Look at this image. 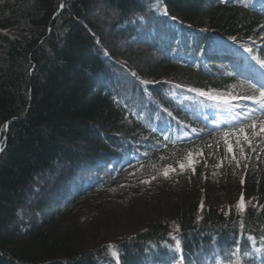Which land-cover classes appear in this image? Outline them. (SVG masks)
Masks as SVG:
<instances>
[{
	"label": "trees",
	"instance_id": "obj_1",
	"mask_svg": "<svg viewBox=\"0 0 264 264\" xmlns=\"http://www.w3.org/2000/svg\"><path fill=\"white\" fill-rule=\"evenodd\" d=\"M59 4L0 0V264H264V135H221L258 106L188 91L263 86L264 0Z\"/></svg>",
	"mask_w": 264,
	"mask_h": 264
},
{
	"label": "snow or ice",
	"instance_id": "obj_2",
	"mask_svg": "<svg viewBox=\"0 0 264 264\" xmlns=\"http://www.w3.org/2000/svg\"><path fill=\"white\" fill-rule=\"evenodd\" d=\"M60 7L62 8L63 5H61ZM164 14L167 15V9L166 8L164 9ZM246 50L249 52H252V49H250V48L246 49ZM257 63H259L261 68H264V60L257 59ZM132 75L135 76L136 73H132ZM142 83L147 84L148 81H142ZM175 87L179 88L180 85L177 84V85H175ZM249 87L252 89L251 95L242 94L239 96L232 95L231 93L227 94V96H223L220 94H212V93L204 92V91L199 90V89H188V91H194L200 96H205L208 99L216 101L217 106H223L224 110L226 112H228L229 114H232L234 112V109L237 107V105L234 103V101L249 100L254 105L258 106V109L254 108V109L243 111V112H235L234 115H232L233 120H236V118L240 117L241 115L243 116V120H236L235 126H230L227 130H225L221 133L222 138L224 140V143L226 145V151L228 153H231L233 150L232 144L228 140L229 136H235L236 137V145L237 146H240L241 138H243V140L249 146H251L252 142L249 139V136L245 130L248 128H251V129H253V135H257V136L264 133V118H262V117H264V86L256 87V85H250ZM257 111H259L261 113V116L256 115ZM169 115H171V114L169 113ZM257 125H259V131L258 132L256 131ZM193 131H195V129H193ZM253 151H256V149L253 148ZM261 151H264V149H261ZM0 152H3L2 147H0ZM191 156H192V153L188 152L187 153V158H188L187 164H185L183 162H179V167L182 171L187 167V168H191L192 171L195 172V167L193 166V161L191 160ZM240 157L242 159L245 157L243 147H240ZM232 161H235L236 166L239 167L240 161L236 159L235 155H233L231 157V160L229 161V163L231 164ZM216 166L220 167L221 165L218 164ZM169 171L175 172L176 169L171 168V166L165 167L163 169V172H162L163 177L165 179L169 178ZM214 175H215V173H214ZM152 179H156V177L153 176ZM143 182L149 183V181H147V180H145ZM241 183H243V181H241ZM236 207L239 209V211L241 213H245L247 211V205H246L245 198H244L243 194H241L240 199H239ZM201 209H203L202 203H201ZM229 211H231V210H229ZM240 227L244 228V222L243 221H241ZM175 231H177V232L180 231L179 225L175 226ZM172 239L175 241L176 250L182 251V249L180 247L179 238H177L176 236H173ZM248 239L252 240L254 238L249 236ZM236 251H239V249H237ZM257 251H259V249H257ZM234 254L235 253H233V255ZM113 256H115L117 258V264H119L118 254L116 252H113ZM237 264H239V260H237Z\"/></svg>",
	"mask_w": 264,
	"mask_h": 264
},
{
	"label": "rangeland",
	"instance_id": "obj_3",
	"mask_svg": "<svg viewBox=\"0 0 264 264\" xmlns=\"http://www.w3.org/2000/svg\"><path fill=\"white\" fill-rule=\"evenodd\" d=\"M255 45L264 47V34L262 36H259V37L256 38ZM263 86H264V84H263ZM220 95L227 96V94H225V93H220ZM262 118H264V117H262ZM258 131H259V129H258ZM260 135H264V133H262ZM201 157H202L201 153L191 156V160L193 161V166H194L195 160H197V158H201ZM183 163L187 164L188 163V158L186 160H184ZM185 169H188V168L186 167ZM124 204H125V200H121L119 202V205H121V206H123ZM92 215H93V212L88 210V209L83 211V213L81 215V218H80L81 223L82 224L87 223Z\"/></svg>",
	"mask_w": 264,
	"mask_h": 264
},
{
	"label": "water",
	"instance_id": "obj_4",
	"mask_svg": "<svg viewBox=\"0 0 264 264\" xmlns=\"http://www.w3.org/2000/svg\"><path fill=\"white\" fill-rule=\"evenodd\" d=\"M61 5H63L62 8L60 7ZM63 8H64V0H60L59 8H58V10L55 12L54 17H53L52 20H54V19H55L60 13H61V11L63 10ZM12 121H14V119H13V120H10V121L7 122V124H6V129H7V130H8V127H9V125L11 124ZM6 138H7V135H5L4 140H6ZM0 146L2 147V144H1ZM2 148H3V147H2ZM0 153H1V152H0Z\"/></svg>",
	"mask_w": 264,
	"mask_h": 264
}]
</instances>
